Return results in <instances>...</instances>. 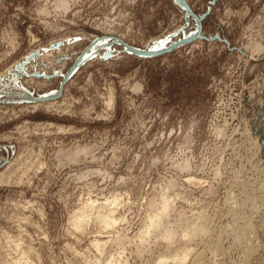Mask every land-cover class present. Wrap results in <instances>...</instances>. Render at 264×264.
<instances>
[{
	"label": "rangeland",
	"instance_id": "rangeland-1",
	"mask_svg": "<svg viewBox=\"0 0 264 264\" xmlns=\"http://www.w3.org/2000/svg\"><path fill=\"white\" fill-rule=\"evenodd\" d=\"M186 1L0 0V264H264V0Z\"/></svg>",
	"mask_w": 264,
	"mask_h": 264
},
{
	"label": "bare ground",
	"instance_id": "bare-ground-1",
	"mask_svg": "<svg viewBox=\"0 0 264 264\" xmlns=\"http://www.w3.org/2000/svg\"><path fill=\"white\" fill-rule=\"evenodd\" d=\"M112 99V98H111ZM110 100V99H109ZM113 105V104H112ZM44 165V164H43ZM41 167V166H40ZM29 169V168H28ZM27 169V170H28ZM28 171H24V173H23V176H24V174H26ZM2 175V174H1ZM21 175V174H20ZM4 175H2V176H0V177H3ZM8 179H10V178H8ZM192 180L193 178L192 177H188L187 178V180ZM188 180V181H189ZM106 201H102V202H100V201H98V200H88V202H86V205H85V208L84 207H82V208H84L85 209V211H83L82 210V208H81V210H82V213L81 212H79L78 214H74V216H72V219L71 220H73L72 222L74 223V226H75V229L76 230H79V229H83V228H85V225L88 223V221H89V219L91 218V216L92 215H94V217H95V219H97V220H99L101 223L100 224H102V226H105V227H109V228H114L115 227V225L117 226V223L119 222L118 220V216L116 215V210L118 209V205H119V202H120V200H119V197L118 196H116L115 195V197H114V195H113V197L112 198H108V199H105ZM170 203H166L165 205H163V207H162V212H160L159 214L158 213H156V214H158L157 215V217H153V218H157L155 221H157V220H159V219H161L160 217L164 214V211H166V209H168L169 207H170ZM90 212V213H89ZM91 214V215H90ZM117 216V217H116ZM203 220H204V218H203ZM182 221V220H181ZM205 221V220H204ZM189 222H191V221H189ZM72 223V224H73ZM155 222L153 221V224H154ZM195 225V224H194ZM201 225V224H200ZM206 225V224H205ZM79 228V229H78ZM106 228V229H107ZM149 229H151V228H148V230ZM201 230V229H200ZM144 233H149V231L147 232V229H146V231L144 232ZM197 233V232H196ZM143 235V234H142ZM161 237V236H160ZM109 238V237H108ZM110 239V238H109ZM163 239L164 240H166V243H167V241L169 242V244L170 243H172L171 241H169V238L167 237V238H165V237H163ZM108 243V240L107 241H101V239L100 238H94V241H92V243L96 246V248L97 249H99L100 250V248L101 247H103L104 245H105V243ZM92 244V245H93ZM171 245V244H170ZM173 246V245H172ZM171 246V247H172ZM177 248V247H176ZM186 249V250H185ZM183 251H182V254H180V255H178V256H176L175 255V260H174V263H171V264H185L187 261L186 260H188L189 259V257H190V255L192 254V250H191V248L190 247H188V248H185ZM175 249H173V251H174ZM194 250V249H193ZM174 253H175V251H174ZM177 254H179L178 252H176ZM23 254H25V253H23ZM26 255V254H25ZM174 255V254H173ZM196 256V255H195ZM246 257H248V254H247V256ZM114 259V258H113ZM113 259H112V262H113ZM173 259H174V256H173ZM162 261V260H161ZM163 261H164V259H163ZM161 262L162 264H165V262H166V260H165V262ZM194 262H196V261H194ZM198 262H201L200 260L198 261V259H197V262L196 263H198ZM189 263H191V262H189ZM189 263H187V264H189ZM195 263V264H196ZM108 264H113V263H111V260H109V263ZM115 264V263H114ZM191 264H193V263H191ZM199 264V263H198ZM202 264V263H201Z\"/></svg>",
	"mask_w": 264,
	"mask_h": 264
},
{
	"label": "water",
	"instance_id": "water-1",
	"mask_svg": "<svg viewBox=\"0 0 264 264\" xmlns=\"http://www.w3.org/2000/svg\"><path fill=\"white\" fill-rule=\"evenodd\" d=\"M183 1V3L185 4V5H187L188 7H189V5H188V3H187V1L186 0H182ZM213 2H216L217 0H212ZM209 9H210V7L205 11V13L204 14H207L208 13V11H209ZM202 36H207V35H205V34H202V33H200ZM217 36H219L220 37V35L219 34H216ZM191 37H184V38H182V39H180V40H174L171 44H169L167 47H165V48H163V49H154V50H149V49H144V48H135V47H133V49L136 51V52H140V53H145V54H154V52H162V51H164V50H168L169 48H171L172 46H174L175 44H177V43H179L180 41H182V40H185V39H190ZM225 40H228L227 38L225 39ZM229 41V40H228Z\"/></svg>",
	"mask_w": 264,
	"mask_h": 264
}]
</instances>
